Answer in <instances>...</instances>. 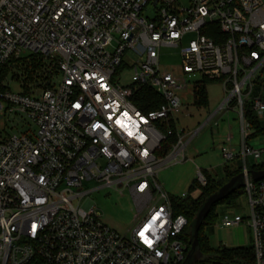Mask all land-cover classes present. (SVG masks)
Returning a JSON list of instances; mask_svg holds the SVG:
<instances>
[{
  "label": "built area",
  "instance_id": "built-area-1",
  "mask_svg": "<svg viewBox=\"0 0 264 264\" xmlns=\"http://www.w3.org/2000/svg\"><path fill=\"white\" fill-rule=\"evenodd\" d=\"M149 9L153 16L144 17ZM205 31H215L217 41ZM163 47L179 48L177 68L160 69ZM19 60L30 62V83L11 66ZM4 67L0 264H181L188 221L173 213L157 177L167 163L188 159L198 130L189 138L178 132L176 92L190 88L193 99L203 80L219 83L225 95L212 116L235 110L239 125V151L228 133L221 157L242 162L248 218L220 223L245 222L253 235L251 260L204 264H264V179L252 181L247 169L248 157L257 162L264 154L249 143L264 135L246 116L249 109L264 124V87L257 85L264 0H190L186 8L177 0H0V75ZM123 70L129 85L115 79ZM8 75L17 93L4 86ZM144 87L163 100L155 110L142 112L131 101ZM90 180L128 190L135 213L126 235L105 226L92 202L82 204ZM195 181L206 185L202 170Z\"/></svg>",
  "mask_w": 264,
  "mask_h": 264
},
{
  "label": "rangeland",
  "instance_id": "rangeland-1",
  "mask_svg": "<svg viewBox=\"0 0 264 264\" xmlns=\"http://www.w3.org/2000/svg\"><path fill=\"white\" fill-rule=\"evenodd\" d=\"M189 1L177 0V4L182 8H186L189 5ZM143 15L151 18L153 11L149 9ZM194 37V34L186 36L183 43L185 44ZM179 64V48L163 47L160 49V69L177 68ZM130 75L128 70H123L115 76V79L117 78L118 83L122 86L129 85L131 83ZM199 78L200 76H196L193 80L196 81ZM3 84L12 93H17L19 90L18 86L10 80L9 75L3 81ZM206 92L208 106L200 109L192 104L193 99L190 88L176 92L181 100V107L174 115L178 132L182 136H186V138H189L195 131L198 130V132L185 149L186 156L189 159L176 164L169 162L158 173L157 182L172 197L180 198L182 194H185V198L195 199L198 196V188L195 191H189V187L196 180L198 170H202L205 175L217 181L224 176V165L231 170L242 166L241 160L237 158L225 162L221 157V149L228 146L225 141L228 133L233 135L232 149L235 153L239 151L237 113L235 110H221L212 116L225 98V95L217 82H210L207 85ZM249 146L254 150H264V138L257 142L251 141ZM247 163L249 166L264 164V154L257 162L248 157ZM81 189V191L89 192L84 197L82 204L86 200L92 202L95 212L105 226L120 235H126L127 231L132 227L131 221L135 213L133 201L128 190L124 189L120 194L113 188L103 187L101 182L95 180L85 181ZM215 213L217 215L215 225L206 227L203 230L209 249L252 247V230L247 223L244 222L235 227H225L220 223L223 216H227L230 219L234 216L248 218L247 199L244 195L241 194L233 206L217 205ZM201 260L217 261L218 259L216 254L210 252L204 255Z\"/></svg>",
  "mask_w": 264,
  "mask_h": 264
},
{
  "label": "trees",
  "instance_id": "trees-1",
  "mask_svg": "<svg viewBox=\"0 0 264 264\" xmlns=\"http://www.w3.org/2000/svg\"><path fill=\"white\" fill-rule=\"evenodd\" d=\"M206 36L213 39L215 42L217 41L216 37L217 33L215 31L210 32H203ZM11 66L15 70V72H19L23 76V84L30 83V62L25 63L24 61H12ZM33 69L38 68L36 66H31ZM9 70L7 67H4L1 70L0 81L8 74ZM14 78V76L12 77ZM210 81L203 80L200 83H196L194 93H193V105L196 108H206L208 106V97H207V85ZM258 87H264V69H262L259 80L257 82ZM258 90V89H256ZM131 101L133 105L142 112H148L151 110H155L158 108L162 103L163 100L161 96H159L155 91L144 87L136 89L131 97ZM247 119L251 123V128L255 130V134L264 135V124H262L259 120L255 118L253 112L251 110H247L246 112ZM172 127V126H171ZM173 128V127H172ZM175 135L168 138V142L164 147V152H166L169 146L175 144L176 142ZM242 166H239L236 169H230L224 165L223 173L224 176L220 180H213L207 175H205L206 185L199 186L196 181H193L192 185L189 187V191H195L197 188L199 189V194L195 199L192 198H179V197H172L170 196V201L173 209V213L175 215H182L188 221V226L181 235V240L185 245V253L184 258L186 257L190 244V236H191V223L193 222L199 208L209 197L211 194L216 192L222 185L227 183L231 178L241 173ZM247 169L250 171H261L264 170V164L256 165V166H249L247 164ZM241 195V190L235 191L234 193L226 196L224 199L219 201L214 207H212L209 214L205 217L202 221V224L198 231V252L200 254V258L196 260L193 264H204V263H227L231 262L236 258H245L251 260L252 258V250L251 248H217L215 250L208 248L207 239L203 235V230L206 227L214 226L217 220V215L215 213V207L217 205H226V206H233L236 199ZM210 252L217 255V261H202V257ZM182 264V263H181Z\"/></svg>",
  "mask_w": 264,
  "mask_h": 264
},
{
  "label": "water",
  "instance_id": "water-1",
  "mask_svg": "<svg viewBox=\"0 0 264 264\" xmlns=\"http://www.w3.org/2000/svg\"><path fill=\"white\" fill-rule=\"evenodd\" d=\"M248 174L252 181H259L264 179V170L261 171H249ZM244 176L242 173L231 178L227 183L222 185L216 192L211 194L203 202L199 208L193 222L191 223V236L189 240L190 248L184 258L182 264H193L196 260L200 258L198 252V231L202 224V221L209 214L212 207H214L219 201L224 199L226 196L240 190L243 187Z\"/></svg>",
  "mask_w": 264,
  "mask_h": 264
},
{
  "label": "crops",
  "instance_id": "crops-1",
  "mask_svg": "<svg viewBox=\"0 0 264 264\" xmlns=\"http://www.w3.org/2000/svg\"><path fill=\"white\" fill-rule=\"evenodd\" d=\"M217 108H218V107H217ZM193 154H194V153H193ZM195 154H196V152H195ZM195 154H194V155H195ZM185 156H186V153H185ZM186 157H187V156H186ZM187 158H188V157H187ZM188 159H189V158H188Z\"/></svg>",
  "mask_w": 264,
  "mask_h": 264
}]
</instances>
